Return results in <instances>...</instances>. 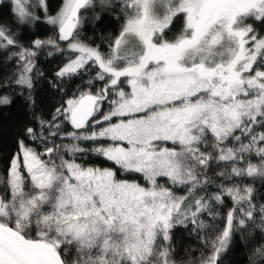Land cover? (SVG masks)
I'll return each instance as SVG.
<instances>
[{
	"label": "snow or ice",
	"instance_id": "1",
	"mask_svg": "<svg viewBox=\"0 0 264 264\" xmlns=\"http://www.w3.org/2000/svg\"><path fill=\"white\" fill-rule=\"evenodd\" d=\"M0 264H264V0H0Z\"/></svg>",
	"mask_w": 264,
	"mask_h": 264
},
{
	"label": "trees",
	"instance_id": "2",
	"mask_svg": "<svg viewBox=\"0 0 264 264\" xmlns=\"http://www.w3.org/2000/svg\"><path fill=\"white\" fill-rule=\"evenodd\" d=\"M0 94H3V93H0ZM6 112H7L6 109H0V125H3V123L5 122L4 116Z\"/></svg>",
	"mask_w": 264,
	"mask_h": 264
}]
</instances>
